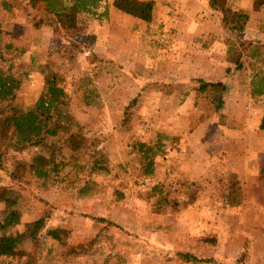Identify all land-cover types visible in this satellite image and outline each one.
I'll return each mask as SVG.
<instances>
[{"label": "rangeland", "instance_id": "obj_1", "mask_svg": "<svg viewBox=\"0 0 264 264\" xmlns=\"http://www.w3.org/2000/svg\"><path fill=\"white\" fill-rule=\"evenodd\" d=\"M136 1L153 2L148 21L114 6L110 18L81 14L74 36L38 1H20L27 17L1 16L17 26L0 29V66L22 87L0 98V188L16 202L0 203V223L21 214L0 237L26 236L0 264H264V96L251 92L264 36L226 28L199 0ZM49 79L68 96L64 129L20 146L6 120L34 106ZM200 80L225 91L202 96ZM71 133L86 140L79 153ZM144 145L162 151L145 157ZM52 155L60 170L39 178L33 166ZM41 218L45 228L28 236Z\"/></svg>", "mask_w": 264, "mask_h": 264}, {"label": "trees", "instance_id": "obj_2", "mask_svg": "<svg viewBox=\"0 0 264 264\" xmlns=\"http://www.w3.org/2000/svg\"><path fill=\"white\" fill-rule=\"evenodd\" d=\"M42 3L45 7L47 17L52 19L55 27L59 32L67 36H74L79 31V16L81 14H94L100 7L103 0H34ZM258 1V6L264 4V0ZM114 6L120 11L142 18L148 21L153 11V2H139L136 0H116ZM210 7L222 14V22L226 28L230 30L243 32L246 29L249 21V15L243 11H234L231 7L226 6V0H210ZM44 24V23H43ZM42 25L41 22L38 26ZM11 45L9 48L11 49ZM12 69V67H10ZM13 74V73H12ZM200 86L197 92L202 96L219 93L225 91V88H219L215 84L200 80ZM22 87V81L14 76L6 74L0 66V98H16L17 93ZM253 97L264 96V74H256L253 77L252 89ZM68 103V96L64 87L58 86L54 80L47 81V92L42 94L34 106L28 108H20L6 120L8 127L14 128V136L16 143L20 146H38L44 142L47 137H58L64 129L60 125L62 116L64 115L63 107ZM224 99L218 102V109L224 107ZM259 129L264 131V113L261 118ZM68 130V129H67ZM69 132V131H68ZM73 144V151L79 153L86 148V140L77 139V136L70 134ZM143 147V146H142ZM162 151L159 146L158 150H153V147L144 145V156L152 157ZM150 159V158H149ZM152 160V159H150ZM153 161V160H152ZM151 161V162H152ZM149 164L150 172L153 169V163ZM52 166L51 169H45L47 166ZM61 166L56 162L52 155L49 159L42 158L39 165L33 166V170L39 178H48L52 172L57 173ZM234 201L241 191L239 187L235 188ZM237 201V199H236ZM0 203H5L9 206L16 202L12 199L9 193L0 188ZM21 214L19 211L11 209L9 213L0 223V230H8L20 224ZM45 228V219L41 218L31 223L27 230L30 237L34 238ZM54 239L60 240L58 230L49 231ZM26 234H3L0 237V256H14L18 253L19 246L24 242ZM187 257V256H185Z\"/></svg>", "mask_w": 264, "mask_h": 264}, {"label": "crops", "instance_id": "obj_3", "mask_svg": "<svg viewBox=\"0 0 264 264\" xmlns=\"http://www.w3.org/2000/svg\"><path fill=\"white\" fill-rule=\"evenodd\" d=\"M20 1H22V0H0V24L1 25H3L2 24V22H3L2 18L3 17L1 18V16L5 15V13H7V14H15L16 16H18L19 14H22V12H23V14H25L26 17L28 16V13L26 12V10L24 11V9H23L24 7H23V5L21 4ZM103 1L101 2L100 7L96 10V13L98 14V16H100V14H102L103 16L107 15V17H109V18L112 17V16H115L117 14L118 10L114 6H112L110 4V0H108V2H105V4H107V5L105 7H103L102 6ZM156 1H158V0H156ZM182 1H185V0H182ZM199 1L203 2V5L205 6V7L202 8L203 11L206 10L204 12L205 14L213 15L214 13H218V14L220 13V12H218V11H216L213 8L210 7V0H199ZM228 1L230 3L228 6L231 7L232 10H234V11H243V12H245V13H247L249 15V21H248L246 29H245V33L246 34H248L249 31H251V30H255V31L259 32L258 34L260 36H264L262 34V32H264V4L261 5L259 7V9H256L255 8L256 0H228ZM20 4H21V7H19L20 8L19 9L18 6ZM37 7L38 8H40V7L43 8L42 12L43 13L45 12V7H44V5L42 3H38ZM17 8H18L19 11L17 10ZM183 8L186 9L187 7H183ZM156 10L159 11L158 7L155 8V15L158 14V13H156ZM189 11H190V7H189L188 11L183 10V14L189 16L190 15ZM202 13L203 12H199V11L194 12V14H202ZM44 17L46 18V16H44ZM202 17H203V14L201 15V18L199 17L198 19H202ZM254 18L256 19V22L254 21ZM257 18H259V19H257ZM13 22L14 23L6 22L5 23V28H8L10 25L17 26V21L13 20ZM189 23H190V21H189ZM189 23L186 24L187 25L186 28H189V25H190ZM44 24L40 25L38 28H41V27L44 28ZM219 26H221V24H219ZM5 28H4V26H1L0 29L4 30ZM258 34H255V36H256V39L260 40L261 37ZM188 42H189V39L187 40L186 45H184V47H187V48L190 47V44ZM199 47H201L200 50H201L202 55H205L206 54V49L202 48V46H199ZM223 47H224V49H227V47L225 45H223ZM218 48H219V45H217V44L211 45V50H209L207 52V54H209L208 57L211 58L210 61H212V62L215 61V59L213 57L216 56L215 51H217ZM38 49H40L39 46H38ZM260 131L262 132V130H260ZM261 132H260L259 135H261ZM251 159H254V157L250 158V163H251Z\"/></svg>", "mask_w": 264, "mask_h": 264}]
</instances>
